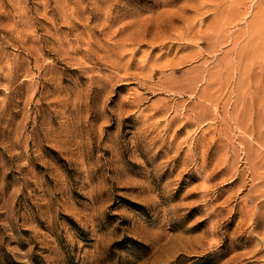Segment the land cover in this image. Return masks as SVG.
Segmentation results:
<instances>
[{"label": "rangeland", "instance_id": "rangeland-1", "mask_svg": "<svg viewBox=\"0 0 264 264\" xmlns=\"http://www.w3.org/2000/svg\"><path fill=\"white\" fill-rule=\"evenodd\" d=\"M0 264H264V0H0Z\"/></svg>", "mask_w": 264, "mask_h": 264}]
</instances>
